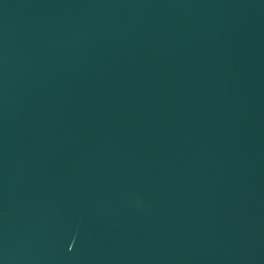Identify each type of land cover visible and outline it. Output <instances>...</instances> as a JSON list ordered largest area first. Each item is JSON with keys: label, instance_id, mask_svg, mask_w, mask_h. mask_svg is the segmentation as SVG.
Segmentation results:
<instances>
[{"label": "water", "instance_id": "1", "mask_svg": "<svg viewBox=\"0 0 264 264\" xmlns=\"http://www.w3.org/2000/svg\"><path fill=\"white\" fill-rule=\"evenodd\" d=\"M0 264H264V0H0Z\"/></svg>", "mask_w": 264, "mask_h": 264}]
</instances>
